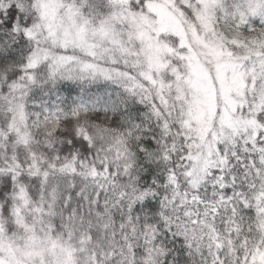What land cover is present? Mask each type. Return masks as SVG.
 I'll return each mask as SVG.
<instances>
[{"label":"snow or ice","instance_id":"1","mask_svg":"<svg viewBox=\"0 0 264 264\" xmlns=\"http://www.w3.org/2000/svg\"><path fill=\"white\" fill-rule=\"evenodd\" d=\"M0 264H264V0H0Z\"/></svg>","mask_w":264,"mask_h":264}]
</instances>
